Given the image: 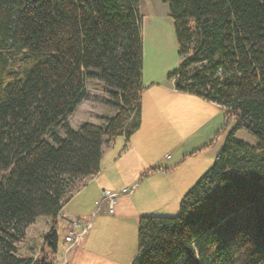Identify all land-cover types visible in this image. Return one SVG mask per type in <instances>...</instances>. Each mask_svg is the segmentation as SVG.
I'll list each match as a JSON object with an SVG mask.
<instances>
[{"label":"trees","instance_id":"16d2710c","mask_svg":"<svg viewBox=\"0 0 264 264\" xmlns=\"http://www.w3.org/2000/svg\"><path fill=\"white\" fill-rule=\"evenodd\" d=\"M161 2L180 57L167 77L223 107L227 133L176 216H139L131 264H264V0ZM140 26L139 0H0V264L57 263L69 188L139 128ZM89 79L114 114L75 130Z\"/></svg>","mask_w":264,"mask_h":264},{"label":"crops","instance_id":"0c3cea01","mask_svg":"<svg viewBox=\"0 0 264 264\" xmlns=\"http://www.w3.org/2000/svg\"><path fill=\"white\" fill-rule=\"evenodd\" d=\"M141 3L142 0H139L140 14ZM154 3L155 7L159 6V9L162 7V11L169 15V10L165 3L161 2V0H154ZM160 3L165 6H160ZM142 7L144 11L148 10L145 4ZM75 111L67 118L70 126L69 119ZM108 111L109 115L107 116L114 114L113 109L109 108ZM224 114L225 109L213 102L189 93L176 91L172 80H164L161 77L142 79L140 126L128 139L124 135H121L110 142L102 144L98 173L81 179L79 189L68 199L60 211L57 229L62 240L61 242L64 244L63 236L70 228V216L78 217L84 222L88 221L95 202L102 199V190H119L123 187L136 184L134 192L131 195L118 197L113 205L112 214L107 212L105 203H102L97 214L94 216V218L97 217L101 212L108 213L107 217L119 224L121 227L120 233L128 234L130 239L129 253L131 258H134L137 252V240L135 241V238L137 236V221L139 216L148 214L146 208L149 204L164 201L173 192H176L178 196H182L192 186L189 185L190 182L204 170V166H200L198 160L193 164L194 155L202 153V155H207L209 161L212 157L216 156L223 144L227 130L224 133H220L215 139L214 135L221 126V116L223 115L224 117ZM170 130L176 133V149L179 158L177 164H182L189 158L194 165L189 179H183L181 177L182 173L176 174L177 164V166L174 165L172 170L166 167V170L160 169L148 172V169L156 167L161 160H164L151 159L148 156L153 157L150 153L155 147L167 144L164 134ZM196 130H201V138L198 140L200 143L198 145H194L193 143L187 144V140L192 137L191 132ZM205 131L206 135L204 137ZM140 140L142 141L138 144ZM250 144L253 145L255 143ZM182 146L183 148L178 150ZM164 156L163 158H165ZM144 178L148 179L145 180L147 181L146 184H143L142 179ZM100 218L103 217H98L96 222ZM94 224L89 229L91 232ZM88 233L80 239V245L71 247L67 254L70 253L74 258L80 247L84 246L85 240L88 238L87 235H89ZM117 235H119V232ZM66 261V264L72 263L68 259Z\"/></svg>","mask_w":264,"mask_h":264},{"label":"rangeland","instance_id":"374dc122","mask_svg":"<svg viewBox=\"0 0 264 264\" xmlns=\"http://www.w3.org/2000/svg\"><path fill=\"white\" fill-rule=\"evenodd\" d=\"M144 4L148 9L146 11H144L142 7ZM160 6L165 5H161L160 3ZM159 8V6L155 7L154 0H142L140 14V29L142 35L141 81L142 79H146L148 77H161L164 80H170L167 77L168 72L172 71L176 66H178V63L180 61L172 20L169 15L162 11V7L161 9ZM84 85L87 90L88 97L81 105L77 107L75 113L69 119L71 123L70 127L75 130L78 129L79 125L83 122L99 124L102 117H107V115H109L108 110L110 107L98 101L99 97L105 95V87L103 83L99 82L96 79H89L85 81ZM223 122L224 117L222 115L220 122L221 126L219 128V130L221 131L220 133H224L226 131L221 130ZM166 133L164 134V138H166L165 141L167 144L163 145V142V146L155 147V149L150 153L154 158L151 156H148V158L164 159L161 160L156 166L165 170L166 167H168L172 170L174 165H176L177 161L179 160L177 156L178 152L176 149L177 138L176 133L171 132V130ZM200 134L201 130L191 132L192 137L191 139L187 140V144L193 143L194 145H198V143H200V141L198 140H200L201 138ZM205 135L206 131L204 132V137ZM236 136L237 138L247 143H255L256 141L254 136L244 130H238ZM142 140L138 141V144L141 143ZM184 146L187 147L185 144ZM182 148L183 146L178 150H181ZM163 156L165 158H163ZM166 156H169V158H166ZM214 158L215 157H212L208 161L207 155L198 153V155H194L193 157V164L198 160L200 166H204V170L201 172L203 174L209 167H211ZM193 164L191 159L187 158L182 164H177L178 167L175 170L176 174L182 173L181 177H183V179H189L194 166ZM201 173L198 177L192 180V182H190V186L193 185L195 181L201 176ZM145 180L148 179H142L143 184L147 183V181ZM79 184L80 182L75 183V185L71 186L69 190L76 189V187H79ZM182 196H178L176 192H173L171 196L166 200L149 204L146 208L148 211L147 215L166 217L176 216L178 214L179 204ZM93 211L95 212V206ZM93 211L90 212V218L88 219V221L92 219V213H94ZM107 214L101 212L97 215V217L93 219L92 224L96 222L98 217H103L94 224L92 232L91 230L87 231V233L90 231L88 233L89 235H87L88 238L85 240L84 246L80 247L74 258L70 255V253H66V259L72 261L71 264H131L133 258H131L129 253L130 239L128 237V234L125 235L123 233H120L121 227L119 226V224L111 221L110 218L107 217ZM118 232L119 235H117ZM58 235V260L60 263H63L65 259V252L69 246L67 244L64 245L61 242L62 240L60 234ZM82 238L83 237H81L80 239ZM136 240L137 236L135 238V241ZM79 241L81 242V240ZM80 242H78V244ZM80 252L81 254H79ZM58 260L56 262H58Z\"/></svg>","mask_w":264,"mask_h":264},{"label":"built area","instance_id":"2783aa9c","mask_svg":"<svg viewBox=\"0 0 264 264\" xmlns=\"http://www.w3.org/2000/svg\"><path fill=\"white\" fill-rule=\"evenodd\" d=\"M166 158H169V156H166ZM135 187L136 184L123 187L119 190H107V189L102 190L101 191L102 199L100 201L95 202L96 210L92 215V219L89 221L84 222L78 217L70 216L69 219L70 228L68 232L63 236L64 243L69 246L65 252V257L68 250L71 247L78 245L80 238L83 237L90 229L92 225V220L94 216L97 214L98 210L100 209L102 203H105L107 212L112 214L113 205L117 201L118 197L122 195H131L134 192ZM57 264H66V259H64L63 263L58 262Z\"/></svg>","mask_w":264,"mask_h":264},{"label":"bare ground","instance_id":"6f19581e","mask_svg":"<svg viewBox=\"0 0 264 264\" xmlns=\"http://www.w3.org/2000/svg\"><path fill=\"white\" fill-rule=\"evenodd\" d=\"M95 72H96V71H95ZM57 263H58V262H57ZM57 263H56V264H57Z\"/></svg>","mask_w":264,"mask_h":264}]
</instances>
